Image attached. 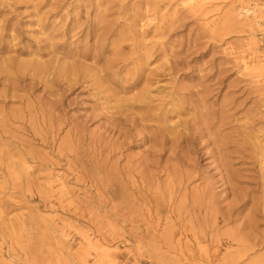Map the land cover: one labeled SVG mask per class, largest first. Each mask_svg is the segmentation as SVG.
<instances>
[{"label":"rangeland","instance_id":"rangeland-1","mask_svg":"<svg viewBox=\"0 0 264 264\" xmlns=\"http://www.w3.org/2000/svg\"><path fill=\"white\" fill-rule=\"evenodd\" d=\"M0 264H264V0H0Z\"/></svg>","mask_w":264,"mask_h":264}]
</instances>
